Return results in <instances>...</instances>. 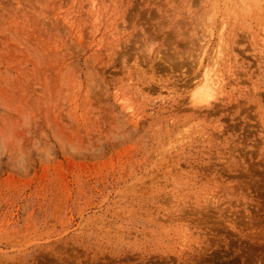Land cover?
Returning <instances> with one entry per match:
<instances>
[{
  "label": "rangeland",
  "instance_id": "374dc122",
  "mask_svg": "<svg viewBox=\"0 0 264 264\" xmlns=\"http://www.w3.org/2000/svg\"><path fill=\"white\" fill-rule=\"evenodd\" d=\"M0 264H264V0H0Z\"/></svg>",
  "mask_w": 264,
  "mask_h": 264
},
{
  "label": "bare ground",
  "instance_id": "6f19581e",
  "mask_svg": "<svg viewBox=\"0 0 264 264\" xmlns=\"http://www.w3.org/2000/svg\"><path fill=\"white\" fill-rule=\"evenodd\" d=\"M210 33V32H209ZM202 71V70H201ZM203 73V72H202ZM210 72L209 71H205L204 72V74H202V76H203V80L204 81H202V79H201V81H202V83H201V81H200V83L201 84H199V88L197 89V91H196V97H197V99L198 98H204V97H206V96H212L216 91V87H217V84H218V80L215 78V77H217V74H216V76L213 78V75L211 76L210 74H209ZM212 74V73H211ZM199 80H200V78H199ZM196 85V84H195ZM196 86H198V85H196ZM195 91V90H194ZM209 98V97H208ZM194 100H197L196 98H193ZM206 99V98H205ZM202 101V100H201ZM196 102V101H195Z\"/></svg>",
  "mask_w": 264,
  "mask_h": 264
}]
</instances>
